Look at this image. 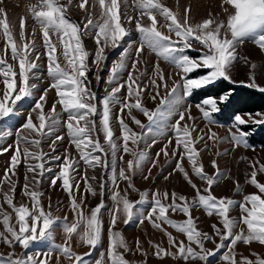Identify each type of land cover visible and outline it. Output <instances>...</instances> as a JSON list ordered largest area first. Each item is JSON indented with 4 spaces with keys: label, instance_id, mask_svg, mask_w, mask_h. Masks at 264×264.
<instances>
[{
    "label": "snow or ice",
    "instance_id": "snow-or-ice-1",
    "mask_svg": "<svg viewBox=\"0 0 264 264\" xmlns=\"http://www.w3.org/2000/svg\"><path fill=\"white\" fill-rule=\"evenodd\" d=\"M122 2L127 4V0H93L91 8L98 6L99 20L93 19L91 10L87 7L88 0H78L77 3L73 0H66L63 3L61 0H39L37 4L30 6L31 16L42 33V47L45 50L43 54L47 59L50 87L43 91L31 108L26 122L15 133V154L11 157L10 167L0 179V195H2L0 222L4 229L0 231V242L12 250L8 254H0V264H49L53 251L59 254L56 264H61L60 257H64L67 264H90L88 258L101 244L102 210L105 209L103 199L86 214L84 198L82 197L78 202L74 195V192H79L80 189V183L74 177L78 166L76 158L68 149L63 156H49L41 148L42 141L51 136L61 123L57 105L67 114L64 126L70 137V147H74L80 160L92 169L97 167L108 169V152L105 150V145L113 158L110 169L112 184L110 198L114 207L109 210L108 247L106 253L100 252L99 257L91 264H131L126 257L133 254V247L129 245L122 231L118 230L117 225L119 222L128 225L134 218H138L140 224L147 220L155 229L165 233L168 245L171 249H175L171 251L159 243L149 242L152 243V254L158 260L171 257L182 260L185 264H201V262L211 264L209 258L215 253L206 248V242L215 243L214 237H218L216 251L227 248L222 255L226 264H264V256L259 253L253 252L238 258L236 252L238 243L245 246L254 243L264 246V182L258 179V176L264 175V163L259 160L251 162L252 171L248 183L256 191L245 194L241 201L214 195L213 186L218 183L222 174L219 173L215 160L212 161V166L217 169L216 173L210 175L205 171L201 161V150L197 145L206 142V138L213 142L219 138L211 129L208 132L197 133L195 123H189L193 121L192 106L186 105L188 98L192 97L196 90L221 79L231 81L230 70L238 59L237 49L245 41H251L264 50V0H221L223 19L210 15L208 19L198 23L190 22V8L185 9L181 20L179 12L165 6L161 0H134L139 15L131 16L121 11ZM74 7L84 12V21L78 22L72 18L70 10ZM0 17H2L0 30L6 40L4 54L0 56V85H3L0 88V121H2L14 114L18 101L33 96L37 86L30 81L35 78L34 70L39 67L41 53L36 49L35 29L26 36L24 18L20 22L21 43H18L3 7H0ZM158 17L165 22L161 27L167 28V34L158 27ZM133 21L141 37L140 45L135 51L130 68L128 65L130 46L124 48L119 59L112 63L107 77V83L111 88L106 90L107 94L102 100V115L98 126L95 118L98 111L97 97L91 90L88 79L91 71L90 53L84 45L83 37L94 33L96 51L91 54L92 63L99 72L100 66L107 60L105 50L109 47L113 49L120 47L125 37L130 35L126 25H131ZM53 36L56 38L55 41ZM145 47L178 69L177 75L180 79L173 80L169 86V78H166L157 62L154 78L149 85H142L140 77L145 73L140 71L138 66ZM188 50L198 52V56H190ZM250 67L254 70L256 65L252 64ZM197 70H205V74L190 78V74ZM125 72L127 79L121 82ZM250 79L252 82L247 86L257 88L264 93V87L255 82V75ZM161 89L164 91L163 95ZM49 90H55L56 101L46 113ZM122 90H126L123 100L120 98ZM149 91L152 92L150 97L152 100L159 99V104L154 110H150L143 103V97ZM229 98L227 93L219 98L206 97L196 107L203 118L209 124H213L216 123L213 115L220 112V104L227 102ZM114 104L121 105L120 114L117 116L121 129L119 138L121 143H117V139L114 138L112 127ZM184 105L186 106L181 110ZM133 110H138L147 117L149 123L143 124L133 115ZM31 113H36L35 121ZM125 114L141 129L140 132L129 126L124 119ZM246 115L247 119L240 114L233 117V126L237 131L231 133L230 140L234 147H250L247 139L250 133L243 131L241 126L250 122L257 125L264 124V116L256 119L252 114ZM173 117H177L170 129L174 133L175 141L172 155L178 157L175 170L183 174L184 179L195 190L196 196L189 200L176 192L170 194L167 191L163 193L156 191L152 194L151 200L148 192L141 193L139 200H130L127 189L121 190L119 182H126L129 188L135 190L130 173L146 159V154L138 151L139 144L145 138V131L151 133L154 126L166 124ZM100 133L103 135V144ZM194 133L197 134L194 136ZM10 135L13 133L0 131V139ZM173 139H169L168 144L161 150L165 156L168 155V145L173 143ZM60 140H63V136L57 135L52 140L50 147L53 153L56 151V142ZM125 154L131 155L132 159L125 162V167L117 169V159L123 161ZM159 155L160 153H157V157ZM22 160L32 177L31 183L27 182L29 178L25 177L26 182L20 197L17 198V181L13 177ZM185 160L194 176L205 183L203 189L198 187L189 175V171L184 166ZM51 161L59 162V171L51 179V185L55 186L60 181L61 187L68 193L71 209L75 214L73 222H69L67 217L61 219L53 216L51 205L49 204L46 209L42 203L43 193L38 187L45 173L52 172L51 167H46ZM82 179L86 184L85 191L95 197L97 191L89 182L87 173ZM91 179L95 180L96 177L93 176ZM145 179L148 177L145 176ZM99 188L100 195L103 196L105 184L100 183ZM237 191H242L238 184ZM144 205H148L147 211ZM194 208H202L208 217L215 215L218 218V224L212 225L214 235L198 228L192 215ZM234 208L239 210L238 219H233L230 215ZM170 212H179L185 216V219L175 220L171 218ZM165 226H170L183 234L186 241L177 240ZM56 227H60L64 233L63 244L55 243ZM74 236L81 245L88 247V252L78 254L73 250ZM34 242H48L51 244V249L42 256L16 254V247L25 251ZM135 252L145 258L148 256V252L138 238L135 241ZM143 264H147V259Z\"/></svg>",
    "mask_w": 264,
    "mask_h": 264
},
{
    "label": "rangeland",
    "instance_id": "rangeland-1",
    "mask_svg": "<svg viewBox=\"0 0 264 264\" xmlns=\"http://www.w3.org/2000/svg\"><path fill=\"white\" fill-rule=\"evenodd\" d=\"M38 2L39 0H2V2H0V7H3L6 10L7 18L9 20L10 26L12 27L14 36L17 39V42L21 43V41L19 40L20 22L21 19L24 18L26 36L32 33V30L35 29L34 39L36 49L37 52L41 53L40 60L38 61L39 67L37 70H34L35 78L30 81L32 83H35L37 86L34 90L33 96L31 98H25L23 101H18L17 108L16 110H14V114L0 121V131L13 133V135L6 136L5 138L0 139V179L3 178L6 169L10 167L11 157L15 154V133L18 131L20 126L24 122H26V118L29 116L31 108L43 94V91L50 87V78L47 76V59L46 55L43 54L45 50L42 47V33L40 31L39 25L35 23L30 13V6L37 4ZM61 2H66V0H61ZM73 2L77 3L78 0H73ZM161 2L164 3L165 6L171 8L173 11H178L179 18L181 20L184 17L185 9L190 8L189 16L191 23L202 22L204 19H208L210 15L212 17H219L223 19L221 11V0H161ZM92 3L93 0H88L87 7L90 8L93 19L99 20V8L97 6L96 8L92 9ZM121 11L126 15H139V11L135 8L134 0H127V4H124L122 2ZM70 15L74 20L78 22L85 20L84 12L78 7L72 8L70 10ZM158 22V27H161V25L165 23L160 17H158ZM145 23H147L146 19ZM126 27H128L130 35L125 37V40L121 42L120 47L116 49L109 47L105 50L107 60L100 66L99 72H97L96 66L92 63L93 55L91 54H94L96 51V45L93 39L94 33H89L88 35H85L83 37L84 45L90 53L89 66L91 71L88 74V79L90 81L91 90L96 93L97 97L96 103L98 111L95 118L98 126L100 124L102 115V100L107 94L106 90H110L111 88V85L107 83V77L109 75L112 63L119 59V56L124 48L130 46V55L128 59V65L130 68L132 59L135 56V51L140 45L141 37L135 29V22L133 21L131 25H126ZM161 30L167 34L166 27H161ZM29 38L33 37L29 36ZM173 38L175 37L173 36ZM55 39V36H53L54 41ZM5 43L6 40L2 35V30H0V56L4 54L3 49ZM194 47L197 46L194 45ZM57 54L59 55V51ZM188 54L192 57L198 56V52L194 50H188ZM237 55L238 59L230 70L231 81L228 82L234 83L236 85H248L252 82L250 77L252 75H255V82L261 87H264V50L260 49L259 46L251 41H245L238 47ZM9 62H11L10 57ZM61 62L63 63L62 57ZM157 62L159 63L160 68L163 70L166 78H169V86H171L173 80L178 81L180 79V76L177 75V72L179 71L178 69H176L170 63L158 57L156 53L145 47V50L141 56V63L138 66L140 71H143L145 73V75L140 77V82L142 85H149L151 79L154 78V70ZM252 64L256 65V68L254 70L250 67ZM203 74H205V70H197L196 72L190 74V78H195L198 75ZM97 77H99V79ZM126 79L127 72L122 75L121 82H124ZM2 87L3 85H0V88ZM125 94L126 90H122L120 94V98L122 100ZM163 94L164 91L163 89H161V95ZM151 95V91L146 92L143 97V103L150 110H154L159 104V99L154 101L150 98ZM203 99L196 100L194 98V94L192 97L188 98L186 105L191 104V116L193 117V121H189V123H195L197 133L208 132V130L211 129V131L216 133L219 139L216 142H213L212 140L206 138V142H201L197 145L198 149L201 150V161L204 164L205 171L210 175H214L217 169L213 168L212 161L215 160L218 166V171L222 174L219 177L218 183L213 186L214 195H216L217 197H228L236 201H241L245 194H250L256 191V189L248 183V180L250 179V173L252 171L251 162L259 160L260 162L264 163V147H253L250 145V147H234L233 142H231L230 140L231 133L237 131V129L233 126V120L230 122H225L220 120L218 116L214 114L213 119L216 121V123L209 124L207 120L203 118L200 110L196 107V105L201 103ZM55 101V90H49L47 104L45 106L46 113L50 110L51 105L55 103ZM186 105L182 106L181 110H183ZM120 107V104H114L112 106V127L115 133L114 138L117 139V143L122 142L119 139L121 136V129L117 120V116L120 114ZM126 111L127 110H125V113ZM57 113L59 114L61 123L55 129L51 136L46 137L42 141L41 148L45 153H48L49 156H63L65 150L68 149L69 151H71L72 156L76 158V160L78 161V166L74 177L75 180L80 183V189L79 192H74V195L76 196L78 202L82 197L84 198V210L86 214L90 212L91 208L98 205L102 199L105 204V209L102 210V241L97 249L93 251L92 255L88 258L91 264L92 261L99 257L100 252L106 253L108 247L110 221L109 210L114 207L113 201L110 198V193L112 191L110 169L113 158L111 156L110 150L105 145V150L108 152L109 168L104 169L101 167H97L95 169H92L88 167L82 160H80L79 154L75 151L74 147H70V137L67 133L66 127L64 126L67 114L61 111L59 105H57ZM246 114H252L256 119H260L261 116H264V111L256 113H240V115L244 116V118L247 119ZM31 115L33 116V119L35 121L36 113H31ZM133 115L140 119L143 124L147 125L149 123L147 117H145L138 110H133ZM124 119L135 131H141V129L137 127L126 114L124 115ZM175 119H177V117H173L172 119L168 120L166 124H159L154 126L151 133H147L145 131V138L139 144L138 151L145 153L146 159L139 167L135 168L130 173L132 176V184L134 185L135 190L129 188L126 182H119L121 190L127 189V195L130 200H139L140 194L143 192H148L149 200H151L152 194L156 191H160L161 193L167 191L170 194L172 192H176L179 195L186 196L189 200H192L196 196L195 190L192 189L191 186L187 183V181L183 177V174L175 170V165L178 157H173L172 155V149L175 146V141L173 139L174 133H172L170 130L171 125L175 122ZM197 133H194V136ZM57 135L63 136V140L56 142V151L55 153H53L51 151L50 145L52 140H54L55 136ZM100 136L101 142L103 144L104 140L102 133H100ZM169 139H173V143L168 145V155L165 156L161 150L164 149L166 144H168ZM153 141L155 142L153 143ZM5 148H7L8 150L4 151L3 149ZM157 153H160L159 157H157ZM130 159H132V156L128 154L124 155L123 161L117 159V169L125 167V162ZM58 164V161H51L50 164L46 165V167L52 168V172L45 173V176L39 184L38 190L43 193L41 199L45 208L47 209L49 204L51 205L53 216L59 217L61 219L67 217V220L69 222H73L75 219V214L71 209V200L68 193L63 190L60 181H58L55 186L51 185V179L59 171ZM153 164H155L154 167ZM184 166L186 170L189 171V175L192 176L193 181L198 185V187L203 189L205 187V183L199 180L198 177L194 176V174L191 172V167L188 164L187 160L184 161ZM85 173H87L89 182L92 183L93 188H95L97 191V195L95 197L85 191L86 184L82 179ZM26 176L29 178L27 182L31 183L32 174L27 171V165L22 160L16 168L15 177H13V179L17 181V198L20 197L23 185L26 182ZM93 176L96 177L95 180L91 179V177ZM145 176H147L148 179H145ZM258 179L261 182H264V175L258 176ZM100 183L105 184L103 196L100 195ZM237 184L239 185L240 189H242V191H237ZM5 190L7 189L5 188ZM0 202H2V195H0ZM143 207L145 211L148 210V205H144ZM8 210L11 211L10 209ZM192 215L195 218L200 230L214 235L212 225L218 224V218L215 215H213L212 217H208L202 208H194L192 210ZM230 215L233 219H238L240 215L238 208H234L231 211ZM170 216L171 218L178 221H182L185 219V216L179 212H170ZM13 223L15 224V218L13 219ZM165 227H167V231L171 232L177 238V240L186 241V237L183 234L178 233L170 226ZM117 228L118 230L122 231L125 238L129 242V245L133 247V254L126 257L130 260L131 264H143L145 259H147V264H185L184 261L173 259L171 257L165 258L161 261L152 254V243H159L162 247L168 248L171 251H175V249H171V247L168 245L166 234L158 229H155L149 221L146 220L143 224H140L138 218H134V220L128 225L119 222ZM3 230L4 229L2 222H0V231ZM236 231H239V229H236ZM54 235L56 244L64 243V233L60 227L55 228ZM137 238L141 241L143 248L148 252L147 258L135 252V241L137 240ZM214 239L215 243L206 242V248L212 251L216 249V244L219 243L218 237H214ZM72 243L73 250L78 254H83L89 251L88 247L81 245L78 238L75 236ZM227 243L229 242H226V244ZM44 244L48 246L47 249L45 248ZM36 245L38 246V248L32 253L22 251L20 247H16L15 252L17 255L40 254L42 256L44 253H47L51 249V244H49L48 242H36ZM225 249L227 251V248L215 251V255L209 258L210 261H216L213 264H226V262H224L222 259L223 251ZM10 251L12 250L7 245L0 242V254H8ZM236 252L238 258L240 256H248L253 252L259 253L264 256V246H260L256 243L251 246H245L242 243H238V245L236 246ZM58 255L59 254L57 252L53 251L49 264H56ZM60 260L61 264H67V260L64 257H60ZM201 264H203V262H201Z\"/></svg>",
    "mask_w": 264,
    "mask_h": 264
},
{
    "label": "trees",
    "instance_id": "trees-1",
    "mask_svg": "<svg viewBox=\"0 0 264 264\" xmlns=\"http://www.w3.org/2000/svg\"><path fill=\"white\" fill-rule=\"evenodd\" d=\"M226 93L230 98L227 102L220 104L221 110L216 113L222 121L230 122L236 114L240 113L264 111V93L247 85H236L223 79L197 90L194 98L200 100L205 97H219ZM241 128L250 133L247 137L250 146L264 147V124L249 123Z\"/></svg>",
    "mask_w": 264,
    "mask_h": 264
},
{
    "label": "crops",
    "instance_id": "crops-1",
    "mask_svg": "<svg viewBox=\"0 0 264 264\" xmlns=\"http://www.w3.org/2000/svg\"><path fill=\"white\" fill-rule=\"evenodd\" d=\"M44 246H45V248L47 249V245L46 244H44ZM37 248H38V246L36 245V242H34L31 246H30V248L29 249H27V250H25V252H27V253H32L33 251H36L37 250ZM216 251V249L215 250H213V252H215ZM226 252V249L223 251V254ZM216 261H212L211 263L213 264V263H215Z\"/></svg>",
    "mask_w": 264,
    "mask_h": 264
}]
</instances>
